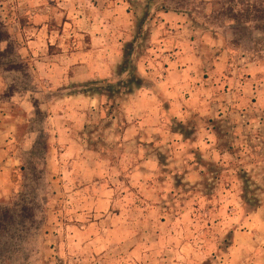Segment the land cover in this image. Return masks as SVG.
<instances>
[{
	"label": "rangeland",
	"instance_id": "1",
	"mask_svg": "<svg viewBox=\"0 0 264 264\" xmlns=\"http://www.w3.org/2000/svg\"><path fill=\"white\" fill-rule=\"evenodd\" d=\"M22 1L0 0L14 48L0 65V264H254L237 243L258 242L246 224L262 199L240 162L223 172L164 145L159 171L146 180L131 174L141 155L131 146V84L110 95V81L78 85L71 72L64 82L63 48L29 42L46 24L54 38L69 36V53L80 50L74 42L84 27L73 22L84 9L58 0L24 9ZM116 2L128 3L130 19L109 32L121 53L111 81H124L120 73L133 66L153 83L169 66L197 74L202 67L196 86L214 80L208 69L223 61L237 73L251 70L246 77L258 67L264 80V0L109 1ZM89 91L105 97L69 150L64 100ZM185 161L204 165L200 186H186ZM5 217H14L12 230Z\"/></svg>",
	"mask_w": 264,
	"mask_h": 264
},
{
	"label": "crops",
	"instance_id": "2",
	"mask_svg": "<svg viewBox=\"0 0 264 264\" xmlns=\"http://www.w3.org/2000/svg\"><path fill=\"white\" fill-rule=\"evenodd\" d=\"M51 1L53 0H24L22 5H25L24 9H35L38 5L48 7ZM109 1L58 0L60 5L69 9H84L81 11L85 15H77L78 19L73 22L75 26L84 27L85 38L74 42L76 45L80 42L81 48L78 51L69 53L66 50L69 48L67 44L72 41L69 36L54 38L49 34V26L46 24H41L35 37L29 39L34 45L46 43L50 47L63 48L62 56H59L67 60L68 65L57 67L62 70L61 79L64 82L65 75L73 72L69 82L78 85L99 81L116 83L111 80L118 76L114 65L120 60L121 53L115 37L109 32L112 25L120 24L123 19H130V12L124 13L127 2ZM113 14L116 23L110 18ZM71 24L65 23V26L71 29ZM223 62H217L215 68L208 69L216 75L214 80L196 86L192 83L204 72L202 67L197 74L193 73L191 66L180 70L169 66L164 70L165 75L155 79V83L152 73H148L144 67L138 71L151 86L131 94V146H137L141 152L138 164L131 170V174L146 180L147 176L159 171V155L162 152L158 148L164 145L170 149L174 146L187 155H200L204 161L216 162L223 172L231 171L233 160L239 161L249 178V185L259 188L262 200L261 206L248 216L246 224L248 229H252V235L256 234L258 242L253 245L243 242L241 236L237 249L247 255L243 260L264 264V80L257 75L258 67L253 68L255 75L246 77L251 70H239L237 73L232 66ZM193 86L196 88L193 89ZM100 98L97 95L81 94L64 100V106L68 109L62 117V130L64 139L69 140V150L77 147L72 139L78 130L85 128L89 112L97 109ZM178 124L183 126L185 132L177 128ZM185 164L189 171L185 174V183L200 186L205 179L203 165L195 161H185ZM252 251H257V256L250 257ZM230 262L234 264L235 260Z\"/></svg>",
	"mask_w": 264,
	"mask_h": 264
},
{
	"label": "trees",
	"instance_id": "3",
	"mask_svg": "<svg viewBox=\"0 0 264 264\" xmlns=\"http://www.w3.org/2000/svg\"><path fill=\"white\" fill-rule=\"evenodd\" d=\"M8 41H9V35L5 31V27H4L3 23L0 21V65H1L2 61L5 58H7V55L13 53V49L14 48H13L12 45H10V44L8 45ZM120 75L121 76H126V79L124 81H121V82H118V83L116 82V83L108 84L107 87H108L109 90H111L110 95L113 94L112 92L114 90L120 89L124 85L131 84V94H135L138 90L142 89L143 87H150L151 86L150 83L147 80L143 79L140 76V74L137 71V69L135 68V66L131 67V71L125 69L122 73H120ZM96 84H98V83H96ZM81 94H84V95H87V96L88 95H90V96H96L97 95V96H100V97H105V96H103V94H98V92L95 93L94 95H91L90 91L89 92H83ZM175 127H176V125L174 126V128ZM177 128L179 130L185 132V130H184V128H183V126L181 124H178ZM162 164L163 163L161 161V167H163ZM244 174L246 176V173H244ZM186 186H188V184H186ZM192 187H195V186H192ZM5 222L7 223V224H5V228H8L10 230H12L14 224L16 223L14 217H5ZM3 227L4 226L1 225V219H0V228H3Z\"/></svg>",
	"mask_w": 264,
	"mask_h": 264
}]
</instances>
